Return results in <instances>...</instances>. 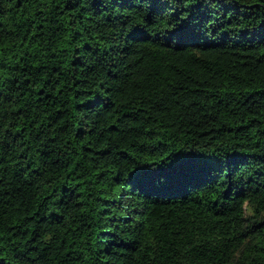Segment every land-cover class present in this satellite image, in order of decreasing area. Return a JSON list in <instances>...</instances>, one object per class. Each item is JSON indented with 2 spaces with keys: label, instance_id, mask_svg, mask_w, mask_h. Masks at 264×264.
Here are the masks:
<instances>
[{
  "label": "trees",
  "instance_id": "trees-1",
  "mask_svg": "<svg viewBox=\"0 0 264 264\" xmlns=\"http://www.w3.org/2000/svg\"><path fill=\"white\" fill-rule=\"evenodd\" d=\"M0 264H264V0H0Z\"/></svg>",
  "mask_w": 264,
  "mask_h": 264
},
{
  "label": "clouds",
  "instance_id": "clouds-1",
  "mask_svg": "<svg viewBox=\"0 0 264 264\" xmlns=\"http://www.w3.org/2000/svg\"><path fill=\"white\" fill-rule=\"evenodd\" d=\"M243 203H244V204H247L248 202L245 200Z\"/></svg>",
  "mask_w": 264,
  "mask_h": 264
}]
</instances>
